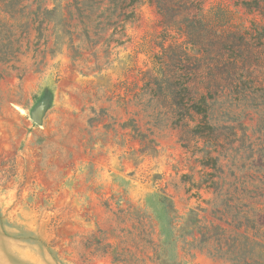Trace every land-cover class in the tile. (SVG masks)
Segmentation results:
<instances>
[{
  "label": "rangeland",
  "instance_id": "1",
  "mask_svg": "<svg viewBox=\"0 0 264 264\" xmlns=\"http://www.w3.org/2000/svg\"><path fill=\"white\" fill-rule=\"evenodd\" d=\"M257 2L204 0L248 40L191 82L207 96L191 131L154 82L183 39L149 0H0V264H236L238 222L258 244L239 264H264Z\"/></svg>",
  "mask_w": 264,
  "mask_h": 264
},
{
  "label": "trees",
  "instance_id": "2",
  "mask_svg": "<svg viewBox=\"0 0 264 264\" xmlns=\"http://www.w3.org/2000/svg\"><path fill=\"white\" fill-rule=\"evenodd\" d=\"M135 1L141 2V0ZM149 2L154 5L161 17L162 29L174 32L183 39L181 43L174 42L167 48H163L165 56H168L171 51L179 52L180 56L174 60L179 68L177 71L166 72L165 66L172 61L170 57L162 63L158 75L154 77L157 91L166 93V97L175 110L174 124H184L187 129L196 131L200 129V123L195 122L192 128H189L188 123L207 111V96L199 93V88L195 84L191 86V82L199 77L205 65L212 64L214 67L222 64L236 67L238 62L245 58L242 54L243 45H236V41L243 42L247 39L246 35L241 31L232 30L230 19L224 14L210 16L205 13L204 0H149ZM254 4L259 10L260 3L254 0ZM52 11L54 10L46 12L51 13ZM257 30H262L264 34V28ZM221 50L224 52L222 53ZM189 51L193 54L191 52L189 54ZM190 63L196 67L187 69ZM192 89L195 91L191 92ZM241 225V222H238L235 233L228 237L229 244H227L226 251L231 255L229 260L236 264H239V259L245 254L242 250H247V246H250V253L253 252V246L258 245L255 242V236L249 233V229L253 227L248 228L247 226L242 233H239L237 231ZM218 250L220 251L221 248L219 247ZM246 258L245 260L249 262L251 256L246 255Z\"/></svg>",
  "mask_w": 264,
  "mask_h": 264
},
{
  "label": "water",
  "instance_id": "3",
  "mask_svg": "<svg viewBox=\"0 0 264 264\" xmlns=\"http://www.w3.org/2000/svg\"><path fill=\"white\" fill-rule=\"evenodd\" d=\"M48 105L49 103L47 99H44L40 103H38L31 111L30 118L35 124L41 125L45 112L48 108Z\"/></svg>",
  "mask_w": 264,
  "mask_h": 264
}]
</instances>
